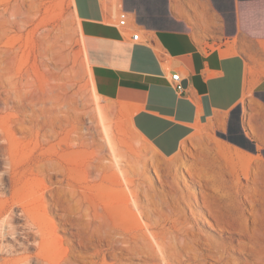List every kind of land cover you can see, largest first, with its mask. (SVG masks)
<instances>
[{
  "label": "rangeland",
  "instance_id": "1",
  "mask_svg": "<svg viewBox=\"0 0 264 264\" xmlns=\"http://www.w3.org/2000/svg\"><path fill=\"white\" fill-rule=\"evenodd\" d=\"M19 1L22 2L21 5L28 19L23 30V41H25L23 43L27 49V51L25 49L24 57H26L22 58L21 62L19 61L17 67H23V72L29 68L30 75H34V77H30V80L32 78L37 80H31L32 83L36 82L33 84V91L40 96L43 95L41 97V100L43 99L42 106L48 108L44 107V113L35 115L34 122H32L33 119L28 115L29 112H25L24 109H14V102H10L6 108L0 101V147L2 144L8 143L7 140L3 141L2 133L8 132V130L14 131V139L19 146L16 145L18 148L17 153L15 152L17 155L14 156V162H19L26 157L27 152L30 153L36 147L37 141L41 143L38 151H41L42 147L47 148L54 144V146L52 145L53 149L59 150L58 152L62 155L63 166L65 164V168H70L65 169V174H68H66L67 180L60 188L66 190L68 180L77 182L78 187L81 186L79 191L82 196L90 195L91 200L96 202L95 206H99V208L109 205L112 208L111 213L120 224L127 223L133 226L135 224L133 216L121 208L123 204L120 189L122 187L113 183L106 176V173L95 166L100 159L98 158L99 148L102 147L101 149L105 148L102 154L103 161L105 163L114 161V166L118 169L113 153L107 145L103 124L99 120L97 107L102 106L107 108L106 111L108 110L106 120L110 136L115 145L123 152V154L121 152V160L119 161L122 164L119 166L127 172L130 178L134 179L133 188L141 192V203H143V207L146 206L145 210L148 212L146 213L148 215H144L145 222L143 223L145 226L147 225L145 230L150 232V235L154 231H159V235L166 237L168 242L176 241L178 243L182 241L184 244L188 240L196 247L199 246L197 248L201 253L209 255L208 242L211 240L220 242L223 240L221 235H229L212 226V223L216 222L217 219L222 221L224 219L221 216L214 217L203 202L208 197V200L214 204L215 213L220 215L221 209L215 204L219 200H215V196L216 198L222 196L220 194L224 195V192L211 183L215 179L220 183L223 182L228 190L235 191L237 187L240 188L241 197L246 201L244 208L248 210L247 216L252 217L249 210L256 211V221H252L250 225L261 229L259 236L262 233L264 240V159L261 156L243 152L221 142L207 125L199 126L185 140L182 149L177 154L170 157L161 155L133 127L131 113L126 108L114 101L101 98V95L98 101L93 98L90 63L87 57L84 34L81 23L73 9L72 0ZM48 33L50 34L48 35ZM22 63H25L26 66L25 64L22 66ZM32 68H36L35 71H37H32L34 70ZM0 72L3 73L4 71ZM257 111L259 112V107L250 100L247 121H251L253 112ZM50 113L53 115L58 113L57 120L56 116H52ZM51 116L54 117L52 119L55 122L54 120L51 121ZM21 122L27 126L39 125L40 127H38L42 130L41 134L38 137H30V134L26 132L27 130H22ZM50 123L52 124L50 125ZM73 127L74 129H72ZM46 129L48 130L46 131ZM54 130L58 136H51L50 141H47L48 143L43 140V133L48 134ZM76 133L80 134L82 140L72 142V137L79 135ZM82 141L85 143L82 144ZM103 144L104 146H100ZM219 147L231 152L234 156L240 154L248 159L250 164L242 165L238 161L233 163L224 159L218 152ZM2 156L0 151V158ZM187 165L193 166L200 173V177L191 175L186 168ZM6 167V161L0 160L1 173L6 170ZM156 169L162 175L163 181L159 179ZM64 177L58 173L55 180L64 179ZM10 190L8 185L5 191L10 193ZM246 195L253 199V206ZM223 198L225 197L223 196ZM47 199L50 200V195H47ZM92 201L85 199L83 208L86 209ZM133 203H131L133 212H138ZM17 212L20 213L19 210ZM60 214L61 211L58 209L49 212L50 219L57 224L56 234L60 237L62 249H70L69 254L72 261L92 264L90 261L93 257L90 254L93 249L77 244L75 236L69 229L70 225L62 222ZM173 237L174 240H172ZM176 237L179 238L176 239ZM234 238L240 243L241 241L246 243L249 241L239 235H234ZM193 239H198V241H193ZM33 240L34 237L29 238L31 244L28 251L30 253L38 250ZM178 244L181 245V242ZM64 247L67 248L64 249ZM181 252L186 261L185 264L190 263L191 259H188L187 249H181ZM57 253L55 249L48 251L49 256H56ZM230 253L231 258L254 261L250 255H245L243 252L238 253L231 249ZM121 255L124 257H122V262L127 264H150L148 256L142 258L137 254ZM160 258L159 260H161ZM203 262L207 264L216 263L211 255L203 259Z\"/></svg>",
  "mask_w": 264,
  "mask_h": 264
},
{
  "label": "crops",
  "instance_id": "2",
  "mask_svg": "<svg viewBox=\"0 0 264 264\" xmlns=\"http://www.w3.org/2000/svg\"><path fill=\"white\" fill-rule=\"evenodd\" d=\"M94 85L161 155L199 126L264 159V0H72ZM129 13L119 27L118 13ZM139 31L141 38L133 39ZM179 71L185 90L171 75ZM250 100L258 107L247 121Z\"/></svg>",
  "mask_w": 264,
  "mask_h": 264
},
{
  "label": "bare ground",
  "instance_id": "3",
  "mask_svg": "<svg viewBox=\"0 0 264 264\" xmlns=\"http://www.w3.org/2000/svg\"><path fill=\"white\" fill-rule=\"evenodd\" d=\"M21 3L22 2L19 0H0V71H4L3 73L0 72V101L3 102L6 108H8L10 102H14V109H24L25 112H29L28 115L31 116L33 119L31 121L34 122V116H38L39 114L42 115L45 106H42L43 99L41 100V97L43 95L40 96L33 91V84L36 82L32 83L31 80L33 78L30 80V77H34V75H30L29 68L27 69L26 67L27 70L23 72V67H17L19 61L21 62L22 58L26 57H24L26 47L25 43H23L25 42L23 41V30L27 25L28 18ZM49 34L50 33H48V35ZM5 39L7 40L5 41ZM24 64L22 66H24ZM89 67L93 98L98 101L100 94L93 82L91 66ZM36 68H32L34 70H31L35 71ZM106 109L105 107L98 106L97 112L99 114V120L103 124L105 137L108 143L107 145L113 153L118 169L115 168L114 161L110 163H105L103 161L102 154L105 148H103V150L101 149L102 147L99 148L100 154L98 158L100 159L95 166L100 171L106 173V176L113 183L122 187L120 189L123 204L121 208L133 216L135 224L133 226L127 223L120 224L113 213H111L112 208L109 205H104L101 208L95 206L96 202L91 200L92 198L90 195L86 194L82 196L79 191L81 186L78 187L77 182L75 183L68 180V188L66 190L60 188L67 180V173L65 174V169L67 167L65 168L64 166L66 165L64 164L63 166L62 164V155L58 152L59 150L53 149L52 145L54 146V144L51 146L49 145L47 148L42 147V150L38 151L41 143L37 141L36 147L32 149L30 153L27 152L26 157L19 162H14V156L17 155L16 150L19 146L18 142L14 139V131L8 130L9 133H2L3 141L7 140L8 143L2 144L0 147L1 154L3 155L0 160L4 159L7 164L6 170L3 173H1L0 169V264H83L70 259L69 248L66 249L67 247H64L66 250L62 249L60 237L56 234L57 224L49 217V212L54 211V209L61 211L59 216L62 222L70 225L69 229L75 236L77 244L93 249L90 254V256L93 257L90 261L92 264H127L122 262L123 256H120V254H124L125 256L137 254L142 256V258L143 256H148L150 258V264H185L186 261L181 252V249L184 250V248L185 250L187 249L189 253L188 259H191V262L186 264H207L203 262V259L209 255H211L216 262L214 264H263V234L261 233V236H259L261 229L259 230V227L250 225L252 221H256V211L249 210L250 213H252V217H248V210L244 208L246 201L241 197L240 188L237 187L235 191L228 190L225 188L226 185L223 184V182L220 183L215 179L210 182L224 192V195L219 193L222 196H218L217 198L215 196V200H219V202L215 204L221 209L220 215L215 213L214 204L208 200V197L207 199L205 198L203 202L214 217L221 216L224 219L223 221L217 219L216 222L212 223V226L216 230L228 233L229 235H221L223 240L220 242L213 240L209 241V255L207 253H201V251L198 250L199 246H197V248L188 240L184 244H182V241H179L178 243L181 242V245H179L176 241L168 242L166 237L159 235V231H154L152 235H150V232L148 233L145 230L147 225L145 226L143 223L145 222L144 215L148 212L145 210L146 206L143 207V203H141V192L133 188L134 179L130 178L127 172L122 170L119 166L122 164L119 163V161L121 160L120 155H122L123 152L115 145L107 129L108 123L106 117L108 110L106 111ZM51 115L56 116L57 120L58 113L57 115ZM52 116L51 121L54 120ZM52 123H50V125ZM20 126L22 130H27L26 132L30 134V137H38L42 131L39 125L35 126L33 124L32 126H27L24 122H21ZM72 129H74V127ZM47 130L48 129H46V131ZM56 135L58 136L55 130L50 133L48 132V134L45 132L43 133V140H46V142L50 141L51 136L55 137ZM80 140H82L80 134L77 137H72V142ZM81 143L83 144L85 141ZM86 144L88 145L89 143ZM100 146H104V144ZM218 152L224 159L233 163L238 161L242 165L250 164L249 160L240 154L234 156L231 152H228L222 147H219ZM155 168L157 167L155 166ZM186 168L191 175L200 177V173H198L193 166L187 165ZM158 169H156L158 177L163 181L162 175L159 173L160 169L159 171ZM58 173L65 176L64 179L55 180ZM8 185L11 189L10 193L5 191ZM82 192L84 191L82 190ZM47 195H50V200L47 199ZM223 196L225 198H223ZM248 196L246 195L253 206L254 201ZM85 199L86 201H92L87 205L86 209L83 208ZM131 203L134 204L138 212H133ZM17 210H19L20 213H18ZM19 221H22V223H19ZM125 222H127V220H125ZM234 235H239L249 241L248 243L244 241L240 243L236 241ZM31 237H34L33 243L36 244L38 249L34 253L28 251L31 244L29 238L31 239ZM178 238L176 237V239ZM172 240H174V237ZM196 240L198 241V239H193V241ZM51 249H55L58 252L56 256L48 255V251ZM231 249L238 253L243 252L245 255H250L254 261L249 262L247 259L243 261L237 258H231ZM159 257H161V260H159Z\"/></svg>",
  "mask_w": 264,
  "mask_h": 264
},
{
  "label": "built area",
  "instance_id": "4",
  "mask_svg": "<svg viewBox=\"0 0 264 264\" xmlns=\"http://www.w3.org/2000/svg\"><path fill=\"white\" fill-rule=\"evenodd\" d=\"M117 24L119 27H126L129 26V13L127 10L122 9L118 13V20ZM141 38L140 32L136 31L133 34V39L134 40H139ZM171 81L174 89L176 90L177 93H182L185 90V85L183 82V77L179 71H176L171 75Z\"/></svg>",
  "mask_w": 264,
  "mask_h": 264
},
{
  "label": "water",
  "instance_id": "5",
  "mask_svg": "<svg viewBox=\"0 0 264 264\" xmlns=\"http://www.w3.org/2000/svg\"><path fill=\"white\" fill-rule=\"evenodd\" d=\"M187 84V80L186 81H184V85H186Z\"/></svg>",
  "mask_w": 264,
  "mask_h": 264
}]
</instances>
